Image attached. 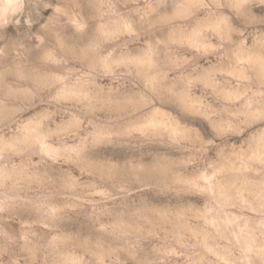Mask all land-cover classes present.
Instances as JSON below:
<instances>
[{"label": "clouds", "instance_id": "1", "mask_svg": "<svg viewBox=\"0 0 264 264\" xmlns=\"http://www.w3.org/2000/svg\"><path fill=\"white\" fill-rule=\"evenodd\" d=\"M14 5L0 264H264V0Z\"/></svg>", "mask_w": 264, "mask_h": 264}, {"label": "bare ground", "instance_id": "2", "mask_svg": "<svg viewBox=\"0 0 264 264\" xmlns=\"http://www.w3.org/2000/svg\"><path fill=\"white\" fill-rule=\"evenodd\" d=\"M9 10H15L14 0H8V3L4 6V8L0 9L2 12H7Z\"/></svg>", "mask_w": 264, "mask_h": 264}]
</instances>
